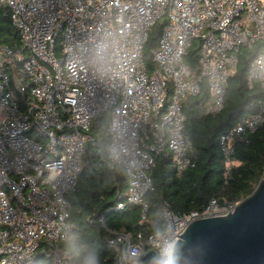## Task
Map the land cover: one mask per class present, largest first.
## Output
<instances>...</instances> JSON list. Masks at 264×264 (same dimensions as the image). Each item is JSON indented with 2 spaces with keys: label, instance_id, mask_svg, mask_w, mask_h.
Listing matches in <instances>:
<instances>
[{
  "label": "built area",
  "instance_id": "obj_1",
  "mask_svg": "<svg viewBox=\"0 0 264 264\" xmlns=\"http://www.w3.org/2000/svg\"><path fill=\"white\" fill-rule=\"evenodd\" d=\"M19 41L0 42V264H68L62 246L73 224L66 195L75 189L91 120L109 112V167L121 165L128 190L115 209L142 206L150 172L163 154L180 173L192 166L183 103L205 81V112L222 109L242 48L257 47L247 80L264 91V0H0ZM165 20L148 72L142 47ZM197 49V69L186 63ZM264 123V102L221 134L227 165L236 137ZM264 176V165L263 173ZM210 199L198 212L164 203L162 232L106 236L115 264H139L179 239L193 220L231 213ZM102 221V218L99 219Z\"/></svg>",
  "mask_w": 264,
  "mask_h": 264
},
{
  "label": "trees",
  "instance_id": "obj_2",
  "mask_svg": "<svg viewBox=\"0 0 264 264\" xmlns=\"http://www.w3.org/2000/svg\"><path fill=\"white\" fill-rule=\"evenodd\" d=\"M165 20L161 18L149 30L142 47V59L148 72L155 69L152 52L158 46ZM19 41L9 11L0 7V42L9 46ZM254 48H242L235 71L229 77L222 109L205 112L209 102L206 82H202L197 95H188L182 109L185 116L183 134L187 137L191 152L188 156L193 165L177 173L163 154L156 156L150 177L152 189L145 196L148 204L146 218L139 223L142 206L127 204L115 209L128 190V177L121 165L110 168L107 130L109 112L91 120L86 132L85 154L82 170L75 189L66 197L69 201V220L73 229L62 246L69 252L68 264H115V252L107 246L106 236L117 232H162L164 203L175 212L202 211L210 199L219 205L237 203L250 195L262 177L264 165V123L253 132L236 137L227 165L220 143L221 134L235 126L246 114L259 110L264 102L261 85L248 84L247 73L256 54ZM197 49L191 48L186 63L191 70L197 69ZM102 218V221L99 219ZM154 252L140 259L139 264H158ZM35 264H53L43 256H37Z\"/></svg>",
  "mask_w": 264,
  "mask_h": 264
},
{
  "label": "water",
  "instance_id": "obj_3",
  "mask_svg": "<svg viewBox=\"0 0 264 264\" xmlns=\"http://www.w3.org/2000/svg\"><path fill=\"white\" fill-rule=\"evenodd\" d=\"M178 237L177 264H264V176L231 213L195 219Z\"/></svg>",
  "mask_w": 264,
  "mask_h": 264
},
{
  "label": "clouds",
  "instance_id": "obj_4",
  "mask_svg": "<svg viewBox=\"0 0 264 264\" xmlns=\"http://www.w3.org/2000/svg\"><path fill=\"white\" fill-rule=\"evenodd\" d=\"M94 264V262H93ZM158 264H177L175 256V245L169 244L163 252L162 258L158 261Z\"/></svg>",
  "mask_w": 264,
  "mask_h": 264
},
{
  "label": "rangeland",
  "instance_id": "obj_5",
  "mask_svg": "<svg viewBox=\"0 0 264 264\" xmlns=\"http://www.w3.org/2000/svg\"><path fill=\"white\" fill-rule=\"evenodd\" d=\"M81 161H82V164H83V157H82Z\"/></svg>",
  "mask_w": 264,
  "mask_h": 264
}]
</instances>
